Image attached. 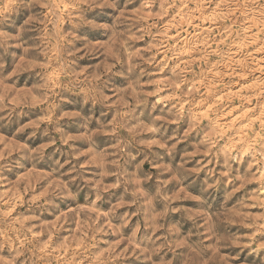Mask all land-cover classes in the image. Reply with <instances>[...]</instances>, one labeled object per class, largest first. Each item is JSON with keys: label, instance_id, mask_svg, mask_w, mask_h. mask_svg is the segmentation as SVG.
Segmentation results:
<instances>
[{"label": "rangeland", "instance_id": "1", "mask_svg": "<svg viewBox=\"0 0 264 264\" xmlns=\"http://www.w3.org/2000/svg\"><path fill=\"white\" fill-rule=\"evenodd\" d=\"M0 264H264V0H0Z\"/></svg>", "mask_w": 264, "mask_h": 264}]
</instances>
